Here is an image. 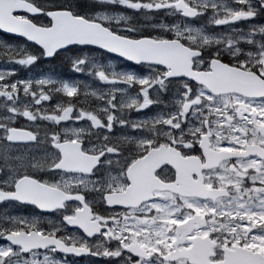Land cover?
Returning <instances> with one entry per match:
<instances>
[{"label":"snow or ice","instance_id":"6c2138e0","mask_svg":"<svg viewBox=\"0 0 264 264\" xmlns=\"http://www.w3.org/2000/svg\"><path fill=\"white\" fill-rule=\"evenodd\" d=\"M27 2L32 10L16 8L12 15L23 17L39 31L30 34L0 27V33L18 39L19 48L13 49L12 55L5 59L6 63L36 69L45 61H60L77 75L89 64L86 53L103 50L105 54H115L111 58L122 60L121 68L127 70L119 74L120 80L112 82H130L141 98L146 85L163 86L162 90H167L168 84L177 85L174 101L177 110L163 120L160 126L162 135L156 138L144 134L143 128L136 126L137 122L115 120V104L112 106L113 115L105 114L103 119L83 109L65 106V99L71 101L79 94V81L58 79L56 73L18 78L15 68L0 70V172L4 173L0 177V203L31 205L40 213L56 214L63 225L79 230L78 236L71 233L60 236L57 233L63 232V228L43 229L35 217L29 219L0 213V241H5L0 244V264H66L67 259H61V255L69 253L93 256L105 264H193L184 250L197 248L195 232L204 233L212 242L210 261L217 264H264V258L246 251L264 248V47L258 41L249 40V45L255 43L254 49L233 50L231 38L227 42L217 40L213 47L206 36L198 40L200 33L195 29L177 34L165 28L161 31L170 34L161 36L139 33L131 26L114 28L112 21L119 17V13L113 9L137 8L128 0H92L88 4L80 0H48L43 4L37 0ZM246 2L248 11L243 19H255L258 13L264 12V0ZM261 35H264V29ZM173 40L181 49L187 50L189 73L212 74L207 82L184 72L174 75L170 62L146 58L150 51L146 44L171 43ZM3 41L6 47L13 48L7 40ZM169 55L173 59L179 57L174 51ZM93 67L97 68L95 76L103 82V77L109 74L97 65ZM221 67L233 70L237 75L244 73L253 77L259 87L234 94L218 91L216 83L226 77L214 70ZM50 90L61 98L51 105V111L47 104L53 99ZM151 106V103L146 105ZM144 109L145 105H141L132 110L141 112ZM21 118L28 123H19ZM37 120L51 126L46 138L52 149V159L43 162L48 164L47 172L75 175L63 167V161L68 154L83 153L95 161L91 168L78 174L85 183L110 158L119 159L120 148L112 143L114 129L127 128L134 134L131 139L136 141L137 150L128 159V166L162 145L175 149L181 157H194L206 166L199 173H190L191 180L198 181V187L190 188L182 199L177 200L172 195L160 197L168 202L143 213L146 223L128 228L123 235L113 230L109 236L117 221V214L112 210L129 207L108 203L107 198L117 187L112 183L115 177L106 173L95 182V190L100 193L107 212L106 215L95 213L102 221V227L97 231L85 227L87 218L80 213L85 204L91 212V203L79 189L70 200L58 204L42 202L45 198L40 195L39 188L49 186L48 180L36 174L42 162L36 158L25 161L14 151L20 144L18 142L37 141L39 133L34 130L39 128ZM94 134L102 141L99 148L85 141V137ZM206 148L210 155H206ZM224 152L229 154H221ZM120 172L121 184L131 185L132 181L126 175L127 166ZM152 175L165 183H176V169L170 164H161ZM205 186L209 190L206 194H195ZM156 200L149 197L148 203ZM197 213L202 214V219L197 218ZM189 217L194 218L192 230L186 234L178 233L176 225L186 224ZM33 229L37 236L49 238V242L25 247L15 241L14 237L20 233L28 236ZM132 232L136 233L135 237ZM91 238H96L95 246L88 244ZM73 244L75 247L71 246Z\"/></svg>","mask_w":264,"mask_h":264},{"label":"rangeland","instance_id":"374dc122","mask_svg":"<svg viewBox=\"0 0 264 264\" xmlns=\"http://www.w3.org/2000/svg\"><path fill=\"white\" fill-rule=\"evenodd\" d=\"M149 2V4H146L143 0H128L129 4H135L137 5V8L133 10L137 15L140 12L149 11L153 17L146 18L147 21L144 22L142 20V24L138 26V29L136 26L134 27L138 30L139 33H152L153 35H169L170 32L161 31V29L169 28L171 32H176L177 34H186L189 32L190 29H195L200 33V36L198 37V40L206 36L209 40V43L212 44L213 47L216 46L215 41L217 40H224L223 33L220 34L221 29H223L226 25V30L232 29L235 31L242 27V25L234 26V24H238L243 19V15L247 13L248 7L246 0H238V2H234V0H182L185 4L192 6L196 8L197 11L200 12V17L202 19H206L205 21L198 23H190V22H184L182 20V16L179 12L176 11V9L173 8L172 5L175 3L181 1V0H146ZM82 3H91L92 0H80ZM141 2L142 4L138 5V3ZM241 4V7H236V5ZM123 9V8H122ZM164 9V10H162ZM261 14H257L255 16V19L258 18ZM132 16V15H131ZM263 16V15H262ZM240 17V18H237ZM234 18H237L233 23L231 24V20ZM144 19V18H143ZM184 19V18H183ZM198 19V18H197ZM255 19H251L252 21ZM124 22L129 21L130 17H128L125 14H119V17L116 19V21ZM249 20V19H248ZM117 21V23H118ZM123 24V23H120ZM219 25V26H217ZM252 31L251 34L246 36H240L236 41H233L234 43L241 44L245 50H248L250 47L252 49L255 48V43L252 45L247 46V41L251 40L253 42L258 41L260 46L263 47L264 42H261L260 40L263 38L257 39L254 35V32L257 31V28H259L260 35L261 30L264 29V25L256 26L252 22H250L249 26ZM235 28V29H234ZM263 36V35H262ZM241 41V42H238ZM12 44L13 48H8L5 46V43L3 42V39L0 40V70L4 69H12L15 68L18 72V78H27L28 76L35 77V75L39 73H44L42 70V67L38 66L36 69H25V68H19L18 65L9 64L5 62V59L12 55L13 49H18L19 45L16 43H10ZM240 47H234L233 49ZM228 53V52H226ZM83 55V54H82ZM89 58V64L86 66V69L79 73L74 74L70 68V66L66 65L65 63H62L60 61H55L53 64L49 65L48 68H45L47 72L46 74L56 73L58 75V79H63L67 81H79V94L74 96L71 101L64 100L65 106H71L76 108L77 110L83 109L85 112L92 114L93 116L103 119L105 114L107 115H113L112 112V106L113 104L117 105L114 119L115 120H123L127 122H137V127L143 128L144 134H153L156 132L158 134V131L160 129L157 128V125L166 118L162 119V116L164 115L163 107H162V93L164 90L163 86H157L152 87L151 85H146L144 90V96L141 98V96L137 92V88L133 85H131L128 81H123L120 83H113L112 81H118L120 80V73L125 70L119 69V64L116 61H106L104 63H100L98 59L101 57L98 56V53H86ZM106 63V65H105ZM93 65L99 66L100 69L103 70L104 73L109 74L105 77H103V82L101 79L97 78L95 76V73L97 72V68L93 67ZM115 73V75H113ZM138 87V86H137ZM177 85L175 84H168L167 88H170L171 92L177 93ZM39 94V93H38ZM50 94L53 95V101L56 102V100L61 99L60 97L54 95V92L50 90ZM15 95V94H13ZM149 97H151V100H149ZM53 102V104L55 103ZM148 103H151L152 106L150 108L146 107ZM48 110L51 111V105L52 100H50L47 103ZM139 104V105H138ZM141 105H145V109L148 113H143L142 111H136L137 116H133L134 111L132 109L139 108ZM35 107L32 108V111ZM143 110V111H144ZM36 111V110H35ZM33 111V112H35ZM41 111H43V107L41 108ZM36 124L39 125V128L36 130L41 131V145L38 146L39 153L37 152H31L33 155H37L38 160L40 158L42 159V167L43 171L45 173V178H48L49 183L52 185L58 186L66 191H76L79 189L80 191H85L88 193H91L90 195H96L100 194L95 190L96 187V180L97 179H91L89 178L88 181L82 182L81 178L79 176H71V175H57V178L53 177V173L47 172L48 164L43 163L45 161H50L52 159V149L48 145V141L46 138V133L51 130V126L42 123L41 121L37 120ZM115 130V129H114ZM127 130V131H122ZM95 132V130H93ZM161 133V132H160ZM113 135V141L114 144H121L119 141L124 140V144L132 146H136V141L131 139V137L134 135L129 129H118L112 133ZM127 137V138H123ZM86 142H91L99 148L102 141L98 140L97 136L94 134L91 137H85ZM101 142V143H100ZM18 153H23L27 151H22V149L14 150ZM22 151V152H21ZM43 152V153H42ZM26 161V159H24ZM108 170L101 172L100 174L97 173L96 177L102 176L105 177V174H108ZM120 174H117L112 177H115L114 180L119 181V186L121 185L120 178H121V172ZM112 181V183L114 182ZM118 189V188H116ZM115 189V190H116ZM166 196V195H163ZM166 200H159L155 202L153 207H156L158 205H163L167 203ZM176 207H179L177 204ZM22 207L16 205L14 207L13 205H5L0 207V213H6L8 216H17V217H27L29 219L35 217L40 222V227L43 229H59L63 228V232H58L57 235L63 233H71L73 235H78V233L73 232L71 230H68L58 219V216H43L40 214H35L32 211L25 212L21 210ZM143 213H137V220L136 222H131V226L135 225L139 226L142 223H146L147 220L142 215ZM202 215L201 213H197ZM190 218V217H189ZM169 224H171V221H169ZM259 226V223H258ZM237 231H240V229H237ZM198 234H203L202 232ZM3 244V243H0ZM254 250H258L259 252L264 253V248H256ZM65 257L61 256V259ZM66 264H73L72 262L66 261Z\"/></svg>","mask_w":264,"mask_h":264},{"label":"water","instance_id":"95a60500","mask_svg":"<svg viewBox=\"0 0 264 264\" xmlns=\"http://www.w3.org/2000/svg\"><path fill=\"white\" fill-rule=\"evenodd\" d=\"M16 8H22L25 10H32L31 5L27 2H23L20 0H0V27H6L10 30H20L24 31L30 34H35L37 31L28 23L26 20H20L14 15H12V10ZM176 9L183 13L185 17H197V11L191 7L186 6L182 1L178 2L176 4ZM81 47V46H80ZM85 47H96V46H85ZM145 47L149 48L150 51L146 54V58L165 62V63H171L172 65V74H177L179 72H184L185 74H192L188 72L187 67V60H188V54L186 49H181L180 45L176 42H167L163 41L160 43H148L145 45ZM116 50H121L120 48H117ZM170 51H174L179 53V57L173 59L169 53ZM115 56V54H112ZM215 72L223 73L225 75V79L223 81L216 83V88L218 91H223L225 93H231V92H247L256 90L257 88H251L250 85L244 81L247 77H249L247 74L241 73V74H235L233 70H225L223 67L218 68L214 70ZM196 75L198 79H201L205 82H207L212 74H203V73H197L192 74ZM22 143V142H18ZM219 153V152H218ZM223 155H227L229 153L224 152L221 153ZM206 155H210L206 148ZM94 158L85 156L83 153L78 154H68L65 156V159L63 161V167L72 173H81L87 171L89 168H91L92 164L94 163ZM169 162V161H168ZM186 162V163H184ZM210 162V160H209ZM170 163V162H169ZM178 160H174L171 165L177 166V170L179 171V178H181V184H179V187H176L174 185L176 184H161V186L156 184V187L150 188L149 192H153L157 188H160L161 190H173L175 192L181 193L185 195L190 188L198 187V181L193 182L190 178V173L192 171H197L199 173L200 169L205 167L206 165H201L200 162L196 159H190V160H181V164H178ZM207 163V162H206ZM150 166V163L146 161V163L139 162L137 165L133 166V168L128 172V177L132 181L133 187L138 186V181L133 179L132 177L136 175L138 169L140 167L144 166ZM40 195L44 197L45 199L42 202H52V203H60L65 200H70L72 198L71 194H67L64 191L53 188V187H45L40 186L39 188ZM209 190L206 187L199 188V190L195 193L196 195H203L206 194ZM147 194V192H146ZM114 198V197H113ZM144 200H146L147 196L144 195ZM120 200V198H119ZM83 202V201H82ZM121 202V201H120ZM124 203V202H121ZM1 204V203H0ZM82 216L85 217L84 210L81 212ZM197 218H201V216L197 215ZM194 225V218H191L187 221L186 224H181L177 228V232L181 234H186L187 232L191 231ZM85 227L88 229H91L93 231H97V227H93V225L88 224L85 225ZM88 229V230H89ZM15 241L19 244H22L25 247H34L36 245H43L47 244L49 242V238L47 237H39L35 234V232H32L28 236H25L23 233H20L18 236L14 237ZM196 249H186L184 250V254L189 256L190 259L193 260L194 264H209L208 257L212 255V243L207 242V240H204L202 238H196ZM249 252H253L250 250H246ZM255 256L264 258V256L260 253H255ZM67 255H74L76 257H83L78 256L75 253H69ZM226 259H231V257H226Z\"/></svg>","mask_w":264,"mask_h":264},{"label":"flooded vegetation","instance_id":"af4514ba","mask_svg":"<svg viewBox=\"0 0 264 264\" xmlns=\"http://www.w3.org/2000/svg\"><path fill=\"white\" fill-rule=\"evenodd\" d=\"M27 1V0H26ZM46 2H48V0H37V3H41V4H43V3H46ZM116 9V8H115ZM115 9H113V10H115ZM260 13H263V14H261L258 18H256L255 20H251V19H249V20H245V19H242L241 21H243V22H239L238 24H234L233 22L235 21V20H237V18H240V17H237V18H234L233 20H231L230 22H231V24H234V26H237V25H242V27H240L239 29H238V31L237 30H233V28L232 29H229V30H226V26L223 28V29H221V30H219L220 31V34H222L223 33V36H224V40L223 41H225V42H227L228 40H229V38H231V40L232 41H236L240 36H246V35H249V34H251V31H252V29L249 27L250 26V22H252L254 25H256V26H261V25H264V12H260ZM259 13V14H260ZM263 15V16H262ZM116 17H114L113 18V21H112V26L114 27V28H116V27H125V26H128V25H126V24H120L119 22L117 23V21H116ZM182 20L184 21V22H190V23H198L199 24V22H202V21H205L206 19H202V18H198V19H194V20H190V19H183L182 18ZM235 29V28H234ZM254 35L256 36V38L257 39H259V38H263V39H261L260 41L261 42H264V35L262 36V35H260V31H259V28H257V31L256 32H254ZM6 37V39L7 40H9V41H18V39L17 38H13V37H10V36H5ZM4 38V37H3ZM20 39V38H19ZM238 42H241V41H238ZM234 43V42H233ZM240 47L242 50H245V48L241 45V44H239V43H234V47ZM248 47H249V44L247 45ZM263 47H264V44H263ZM234 50V49H233ZM102 56H101V59H99V62L100 63H103L104 62V60L105 59H107V60H113L112 58H111V56L109 57V56H107V54H105V53H103V52H101L100 53ZM243 53H241V55H242ZM225 55H229V53H226L225 52ZM113 61H116V62H118L119 63V65L120 66H123V62H119L118 60H113ZM107 63V62H106ZM106 63H105V65H106ZM172 100V102L176 105V103L174 102L175 101V99L173 98V99H171ZM169 101H170V99H169ZM53 102H55V101H53V99H52V104H53ZM48 103V102H47ZM177 106V105H176ZM43 106H41V108H42ZM36 109L34 108L33 109V111H35ZM176 110H177V108H176ZM175 110V111H176ZM171 111V109H169V113H167L166 115H165V117H168L169 116V114L171 113L170 112ZM174 111V112H175ZM19 123H28L27 121H25L23 118H21L20 119V121H19ZM157 128L158 129H160V125H157ZM35 131H38V133H39V135H38V137H37V141L35 142V143H28V144H19V145H17V146H15V149L14 150H20V149H22V151H27V152H23V153H18V152H15V154H17V155H19V156H21L23 159H26V161H31L33 158H37V155H35L37 152L39 153V148H38V146L39 145H41V140H40V138H41V135H40V133H41V131H39V130H36V129H34ZM122 131H127V130H122ZM154 137H156V138H160L161 137V133H160V130L158 131V134H156V132L155 133H153L152 134ZM121 144H119L118 146H119V148H120V157H119V159L117 160L116 158H110L109 159V161H106L105 163H104V171H106V170H108L109 172H108V176H113V174H114V176L115 175H117V174H120L119 172H115V171H120V169L122 168V167H125V166H127V172H126V175H127V177H128V170H129V168H131L137 161H139V160H142V159H136V160H134V161H132L131 162V164H130V166H128V159L132 156V155H134L135 154V152H136V146L135 145H132V146H129V145H126V144H124V142H126V141H124V140H120L119 141ZM163 146V145H162ZM164 146H166L167 148H170V147H168L167 145H164ZM160 148V147H159ZM157 149V148H156ZM152 150H154V149H152ZM217 150H219L218 148H217ZM21 151V152H22ZM151 150H149V152H150ZM31 152H35V154L33 155ZM52 152V151H51ZM149 152H148V154H149ZM43 153V152H42ZM147 154V155H148ZM146 155V156H147ZM146 156H144V158L146 157ZM166 159L170 162V163H172L174 160H178V162H180V163H178V164H181V159H180V157L177 155V156H175V155H172V154H170V155H167L166 156ZM41 161V160H40ZM168 164V163H167ZM159 166H160V164L159 165H157V166H154V165H152V164H150V166H146V165H144V166H142V167H140V169L137 171V175H138V177H139V180H140V182H141V186L139 187V186H137V188H136V190H135V193H134V195H133V200H136L134 203H132V205L133 206H130V207H127V208H124V209H120V208H116V209H113L112 211H113V213H115V214H117V221H116V223L112 226V229H110V231H109V236H111L112 235V231L113 230H115V231H117V233L118 234H120V235H123L124 234V232H126L127 230H128V228H133L132 226H131V222L132 221H134V222H136V220H137V213H146V212H148L151 208H153V205L155 204V202H157V201H159V200H161V199H159L160 197H162L163 195H172V196H174V197H176V199L177 200H179V199H182L183 198V196L182 195H180V194H177V193H171V192H168V191H158V192H156L155 194H154V198H157V200L156 201H154L153 203H148V200H149V197H150V194H147L148 196H147V200L144 202H142L140 199H142L143 198V193L145 192V191H148V183H149V181L150 180H152L153 182L156 180L155 178H157V177H155V176H153L152 175V173H153V171L155 170V169H157V168H159ZM152 169V173H151V171L149 170V169ZM41 170H43V168H41ZM41 170L40 169H38V170H36V174L41 178V179H46V180H48V178H45V173L42 171L41 172ZM104 171H102V172H104ZM97 174V173H96ZM95 174V175H96ZM4 175V173L3 172H1L0 173V177H2ZM57 175L58 174H56V173H53V177H55V179L57 178ZM68 175V174H67ZM71 176H79L78 174L77 175H71ZM128 179H129V177H128ZM161 180V179H160ZM162 182H164L163 180H161ZM178 181V175H177V171H176V182ZM179 181L181 182V178H179ZM146 182H147V185H146ZM113 183H115L116 184V188H118V189H116V190H113V192H116V193H119V194H121V193H124V192H126V190L128 189V187L130 186H124V185H120L119 186V181H117V180H114V182ZM165 183V182H164ZM165 184H172V183H165ZM175 184V183H174ZM80 192H82V191H80ZM85 198H86V200H88L90 203H91V210H92V213H93V215H94V220H97L99 223H100V225H102V221H101V219H100V217L99 216H96L95 215V213H100L101 215H106L107 214V212H106V209L104 208V204H103V201H101V199H100V194L99 195H95V196H90L89 194H87V193H85ZM6 205H13L14 207H16V205H19L20 207H22V209H23V211H25V212H30V209H31V211L33 212V213H38V212H36V210H35V208H33V207H31V206H27V205H22V204H17V203H11V204H9V203H7ZM38 214H40V213H38ZM40 215H42V214H40ZM48 216H54V217H56L57 215L56 214H54V213H52V214H48ZM34 230V229H33ZM68 233V232H67ZM60 236H63V233H61V234H59ZM135 235H136V233L135 232H132V236L133 237H135ZM205 236V235H204ZM102 239V238H101ZM104 243H107V242H104ZM88 244L89 245H92V246H95L96 245V238H93V239H90L89 241H88ZM103 246H104V244L102 243V245L100 246V250L102 251L103 250ZM253 251H258V250H254L253 249ZM259 252V251H258ZM262 253V252H261ZM264 254V253H263ZM94 258V257H93ZM98 259V258H97ZM213 262V261H212ZM215 264H217V262H214Z\"/></svg>","mask_w":264,"mask_h":264},{"label":"trees","instance_id":"16d2710c","mask_svg":"<svg viewBox=\"0 0 264 264\" xmlns=\"http://www.w3.org/2000/svg\"><path fill=\"white\" fill-rule=\"evenodd\" d=\"M48 66H49V65H47V68H48ZM42 70H43L44 73L47 72L45 68H42Z\"/></svg>","mask_w":264,"mask_h":264}]
</instances>
